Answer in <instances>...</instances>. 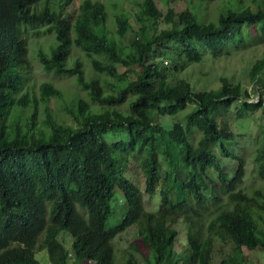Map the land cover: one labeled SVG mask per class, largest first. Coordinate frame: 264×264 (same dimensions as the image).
<instances>
[{
  "label": "trees",
  "instance_id": "obj_1",
  "mask_svg": "<svg viewBox=\"0 0 264 264\" xmlns=\"http://www.w3.org/2000/svg\"><path fill=\"white\" fill-rule=\"evenodd\" d=\"M74 1L0 0V264H40L36 252L45 248L52 264H116L115 239L132 225L149 250L147 264H214L217 242L230 245L221 264H251L244 247L264 249V187H243L247 168L227 144L237 138L229 115L237 101L240 117L262 107L264 96L252 101L241 82L227 77L219 87L195 89L178 72L201 62V49L218 57L235 46L264 44V0L230 1L215 21L202 19L199 3L175 11L176 0H167L165 13L155 0H142L134 15L116 14L115 31L104 2L84 0L71 12ZM131 20L138 25L132 52L123 41ZM30 26L55 37L47 51L38 48L39 65L73 77L88 96L76 94L65 106L69 120L49 109L52 98H63L53 82L40 86L41 123L39 104L23 91ZM73 46L91 58V72L80 58L70 64ZM250 74L264 87V57ZM125 101L128 111L106 106ZM255 141L264 179V124ZM134 162L145 192L128 176ZM117 187L127 206L107 227ZM144 193L159 195L154 209L146 208ZM180 220L187 245L178 252ZM61 231L71 234V251L58 239ZM127 264L143 263L131 253Z\"/></svg>",
  "mask_w": 264,
  "mask_h": 264
},
{
  "label": "rangeland",
  "instance_id": "obj_2",
  "mask_svg": "<svg viewBox=\"0 0 264 264\" xmlns=\"http://www.w3.org/2000/svg\"><path fill=\"white\" fill-rule=\"evenodd\" d=\"M84 0H75L67 10L74 12L79 5ZM106 4L109 10V27L110 29H116L115 16L118 13H129L134 15L135 6L142 0H99ZM159 8L163 12H167L169 4L167 0H155ZM233 0H176L172 3L175 11H182L192 3H199V13L205 21L216 20L219 14V9L222 5H225ZM242 4L254 6L256 0H240ZM133 27L126 36L123 38L126 50L132 52L129 48V44L133 41V38L137 37L136 32L138 25L134 20H131ZM160 27H166L165 23H161ZM44 26H30L28 33L25 34L27 38L29 61L31 64L30 71L28 72V78L25 82L23 91H26L32 100L37 101L40 106V113L38 121L41 123L43 115V110L45 104L40 98V86L44 81H51L55 86L59 87L63 92L62 99L52 98L49 103V109L53 112L56 117H66L67 120L70 119L68 112L65 110V106L72 105V99L76 94L81 97L88 98L85 91L81 90L73 77H58L53 73L45 71L40 65L37 58V50L42 47L47 51L50 44L54 42L55 37L53 34L44 33ZM205 55L201 62L190 63L178 72L179 78H187L193 85L195 89H210L219 87L221 84V78L227 77L232 83L241 82L242 85L247 88L251 93V100L258 101L260 96H264V87H256L258 83V77H253L250 71L254 63L264 57V44L257 45L254 47H241L235 46L230 49L229 54H223L218 57L212 56V53L205 49H201ZM165 66L171 65V61L168 60L167 55L164 56ZM76 58H80L85 66L86 71L91 72V58L87 56L84 52L80 51L75 46L72 47L70 52V64ZM121 71H125L124 66L119 67ZM260 85V84H259ZM110 90V89H108ZM256 90V92H254ZM110 92V91H108ZM240 101L234 103L231 109V114L229 115L230 128L234 130L237 138L233 141L227 142L230 150H234L240 155L244 156L246 163V176L243 183V187L247 191H252L258 187H264V179L258 176L255 162V148L257 145L258 137L261 134V126L264 124V105L254 111H248L241 117L238 116V108L240 106ZM108 107H118L124 111L129 110L128 101L121 103H110L106 104ZM96 108H99V104H95ZM177 119H184V115L181 114ZM163 122H169L173 120L171 116H161ZM14 121V120H13ZM225 164L229 171L235 168V165L231 160L225 158ZM132 174V177L130 176ZM128 176L137 183L145 192V176L137 163L132 164ZM144 198L146 201L147 209H154L158 205L160 197L156 195H148L144 193ZM122 204H125L124 196L122 191L117 187L115 193V200L112 203L114 213L111 214L110 218L107 220L106 226L111 227L118 223L122 215L125 213ZM119 205V206H118ZM127 206V205H126ZM156 210V209H155ZM178 229V238L176 240V250L183 251L187 245V229L185 223L180 220L175 224ZM58 239L65 245V247L71 251L72 250V236L68 231H61L58 234ZM116 244V264H127V257L132 253L141 263L147 264V257L150 256L147 246L144 244L142 239L138 234V229L136 225H132L126 231L119 234L115 239ZM134 246H137L135 249ZM230 245L227 243L217 242L214 250V264H221L223 257L229 252ZM244 254L248 262L251 264H264V249L259 248L256 250H249L244 247ZM36 257L40 264H52L49 256L48 250L40 249L36 252Z\"/></svg>",
  "mask_w": 264,
  "mask_h": 264
}]
</instances>
